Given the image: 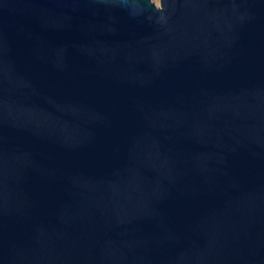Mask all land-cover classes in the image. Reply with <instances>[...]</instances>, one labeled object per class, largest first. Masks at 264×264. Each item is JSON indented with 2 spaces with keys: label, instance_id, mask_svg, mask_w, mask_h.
<instances>
[{
  "label": "water",
  "instance_id": "1",
  "mask_svg": "<svg viewBox=\"0 0 264 264\" xmlns=\"http://www.w3.org/2000/svg\"><path fill=\"white\" fill-rule=\"evenodd\" d=\"M0 264H264V0H0Z\"/></svg>",
  "mask_w": 264,
  "mask_h": 264
},
{
  "label": "rangeland",
  "instance_id": "2",
  "mask_svg": "<svg viewBox=\"0 0 264 264\" xmlns=\"http://www.w3.org/2000/svg\"><path fill=\"white\" fill-rule=\"evenodd\" d=\"M155 2H157V0H154Z\"/></svg>",
  "mask_w": 264,
  "mask_h": 264
}]
</instances>
